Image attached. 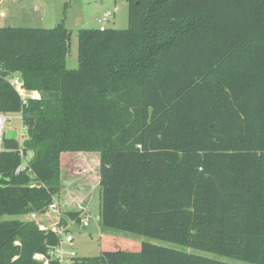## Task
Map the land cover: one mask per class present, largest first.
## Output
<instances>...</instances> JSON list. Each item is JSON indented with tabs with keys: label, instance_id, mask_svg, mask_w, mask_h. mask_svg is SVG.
Instances as JSON below:
<instances>
[{
	"label": "trees",
	"instance_id": "1",
	"mask_svg": "<svg viewBox=\"0 0 264 264\" xmlns=\"http://www.w3.org/2000/svg\"><path fill=\"white\" fill-rule=\"evenodd\" d=\"M128 7L125 30L79 31L78 69L67 65L63 23L0 26V113L21 114L26 128L22 143L5 138L0 151V264H43L36 254L58 264L56 233L6 217L46 214L62 172L83 175L82 153L99 157L105 229L264 264V0ZM17 73L25 98L11 83ZM109 243L77 264H234Z\"/></svg>",
	"mask_w": 264,
	"mask_h": 264
},
{
	"label": "rangeland",
	"instance_id": "2",
	"mask_svg": "<svg viewBox=\"0 0 264 264\" xmlns=\"http://www.w3.org/2000/svg\"><path fill=\"white\" fill-rule=\"evenodd\" d=\"M0 11H4L6 14V18L0 19V26L53 29L63 23L71 34L67 63L69 69L79 68L78 34L80 30L101 29L102 27L125 30L129 27L128 0H3L2 4H0ZM6 116L9 118L7 123L8 130H17L19 132L17 140L22 143L23 139L26 137V128L22 125V115L6 114ZM3 150L4 146L0 148V151ZM91 155L98 158V154L96 153H92ZM91 162L93 163L91 167L94 169V161L91 160ZM22 167H25V163H23ZM87 192L84 202L85 207H87V212L81 217V220H68V225L65 226L66 233L74 237V245L80 259L98 257L101 254L103 246L114 248L111 246V243L106 245V237L112 235L122 237L132 242H149L156 245L173 247L189 253L229 263L249 264L243 261L221 257L214 253L199 251L131 233L105 229L100 223L102 208L101 187L98 185L92 189L90 188V190L87 188ZM54 203L57 204V211L48 210L46 214L39 215L35 220L40 228L46 227L47 229H51L59 220L61 221L62 218L68 219L67 211L63 213L59 206V200L54 199ZM76 208L75 205L65 209L77 210ZM65 209L63 208V210ZM6 218L22 219L25 221L32 220L30 215L19 217L7 216ZM86 219L89 224L85 228L83 221Z\"/></svg>",
	"mask_w": 264,
	"mask_h": 264
},
{
	"label": "built area",
	"instance_id": "3",
	"mask_svg": "<svg viewBox=\"0 0 264 264\" xmlns=\"http://www.w3.org/2000/svg\"><path fill=\"white\" fill-rule=\"evenodd\" d=\"M2 2L3 0H0V4H2ZM4 18H6V14L3 11H0V19H4ZM105 29L106 28L102 27L100 30H105ZM11 83L23 98L27 97L26 92L23 90L21 79L17 74H14L12 76ZM29 97L35 100L40 99V95L38 93L30 94ZM8 120L9 118L8 116H6V114L0 113V148H2V146L4 145L6 132L8 130L7 128ZM18 137H19V132H18ZM21 169L22 167L20 166L17 169V173ZM49 210L57 211L58 210L57 204L53 203L52 205H50ZM86 211L87 209L84 210L81 217L86 213ZM38 216L39 215L36 213L30 214L31 219L34 221L37 219ZM83 224L85 228L88 226L89 223L87 219L83 221ZM41 229H47V228L41 227ZM51 230L59 236L60 240L56 246L50 249L49 256L52 259L56 260L58 264H77L78 260L80 259L79 258L80 256L74 245V237L66 233V227L60 224V220L51 228ZM34 258L39 261H42L43 264H49L50 259H48L46 255L36 254Z\"/></svg>",
	"mask_w": 264,
	"mask_h": 264
},
{
	"label": "crops",
	"instance_id": "4",
	"mask_svg": "<svg viewBox=\"0 0 264 264\" xmlns=\"http://www.w3.org/2000/svg\"><path fill=\"white\" fill-rule=\"evenodd\" d=\"M91 154L92 153H82L78 158L77 167L83 171V175L67 176L65 171L62 172V188L59 195H57L54 199L59 200V206L61 207L63 213H65L66 211L67 213L68 211H79L80 206L85 204L84 202L88 193L87 188L88 190H90V188L92 189L99 185V157L96 158V156H92ZM91 160L94 161V169H92L91 167L93 164ZM75 205L77 207V210L65 209ZM63 208L65 210H63ZM85 209H87V207Z\"/></svg>",
	"mask_w": 264,
	"mask_h": 264
},
{
	"label": "water",
	"instance_id": "5",
	"mask_svg": "<svg viewBox=\"0 0 264 264\" xmlns=\"http://www.w3.org/2000/svg\"><path fill=\"white\" fill-rule=\"evenodd\" d=\"M17 75H19V73H17ZM5 138L8 140H16L18 138V131L15 129L8 130Z\"/></svg>",
	"mask_w": 264,
	"mask_h": 264
}]
</instances>
